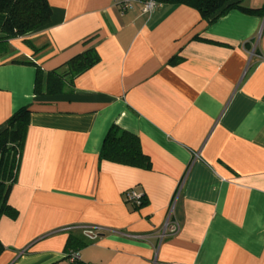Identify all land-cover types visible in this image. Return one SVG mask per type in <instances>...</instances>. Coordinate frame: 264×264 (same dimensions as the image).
Listing matches in <instances>:
<instances>
[{
  "label": "crops",
  "instance_id": "obj_1",
  "mask_svg": "<svg viewBox=\"0 0 264 264\" xmlns=\"http://www.w3.org/2000/svg\"><path fill=\"white\" fill-rule=\"evenodd\" d=\"M235 1L258 12L48 0V26L0 50V125L30 109L0 264H264V0ZM90 48L99 62L48 94L47 74ZM113 126L150 169L100 160ZM171 207L179 230L161 239Z\"/></svg>",
  "mask_w": 264,
  "mask_h": 264
},
{
  "label": "trees",
  "instance_id": "obj_2",
  "mask_svg": "<svg viewBox=\"0 0 264 264\" xmlns=\"http://www.w3.org/2000/svg\"><path fill=\"white\" fill-rule=\"evenodd\" d=\"M164 4L186 5L196 9L203 19L214 21L232 9L247 12H258L241 6L235 0H162ZM51 8L48 0H0V50L7 49L9 41L28 35L50 23ZM35 51L39 49L35 48ZM100 60L97 51L87 49L73 57L61 67L47 74V93L58 94L64 91L66 83L72 84L74 79L92 68ZM36 66L35 92L41 93L43 71L33 62H25ZM30 109L23 107L14 112L7 121L0 125V220L3 216L16 217L17 211L8 203L11 188L16 180L20 153L29 124ZM100 160L113 163L150 169V158L142 152L139 139L132 133L113 126L107 133L100 152ZM141 205L145 200L141 197ZM129 203V202H128ZM87 242L81 238L71 237L67 246L75 249L84 247ZM5 246L0 241V256ZM70 252L68 258L70 257ZM71 264H83L80 261Z\"/></svg>",
  "mask_w": 264,
  "mask_h": 264
},
{
  "label": "built area",
  "instance_id": "obj_3",
  "mask_svg": "<svg viewBox=\"0 0 264 264\" xmlns=\"http://www.w3.org/2000/svg\"><path fill=\"white\" fill-rule=\"evenodd\" d=\"M112 3L119 7V9L122 12H128L131 10L136 9L137 7L140 8L141 12L144 13H152L162 7L163 1L162 0H111ZM141 195L137 194L135 191L130 190L125 194V199L127 202L131 203L134 206H140L141 205ZM173 212V207L169 208L168 210V217L164 224L162 233L160 235V238L162 239L166 234H172L179 230V226L176 221L171 219ZM72 227L64 228L62 231H68L71 230ZM93 228H86L85 234L90 235V232H92ZM92 238V237H89ZM71 263L80 261L79 254L77 252H72L69 257Z\"/></svg>",
  "mask_w": 264,
  "mask_h": 264
}]
</instances>
